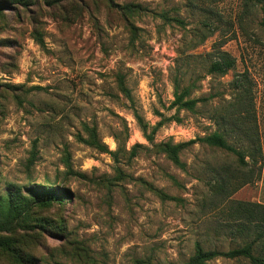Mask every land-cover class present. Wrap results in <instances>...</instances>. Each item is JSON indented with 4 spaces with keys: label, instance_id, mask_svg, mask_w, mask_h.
Instances as JSON below:
<instances>
[{
    "label": "rangeland",
    "instance_id": "374dc122",
    "mask_svg": "<svg viewBox=\"0 0 264 264\" xmlns=\"http://www.w3.org/2000/svg\"><path fill=\"white\" fill-rule=\"evenodd\" d=\"M126 4L139 12L125 14ZM261 19L260 5L247 10L244 0H0V195L22 193L29 207L15 234L24 261L0 254V264H187L197 243L244 245L227 226L228 204H264ZM206 20L215 30L193 47ZM217 43L236 59L221 75L204 57ZM241 73L257 151L214 114L234 102ZM176 78L195 81L191 96L207 101L195 111L171 107ZM216 129L247 165L206 143L181 151L184 167L159 149ZM94 133L105 150L90 143ZM243 172L252 181L234 190ZM52 190L56 200L46 197Z\"/></svg>",
    "mask_w": 264,
    "mask_h": 264
},
{
    "label": "trees",
    "instance_id": "16d2710c",
    "mask_svg": "<svg viewBox=\"0 0 264 264\" xmlns=\"http://www.w3.org/2000/svg\"><path fill=\"white\" fill-rule=\"evenodd\" d=\"M244 5L249 10L254 5H260L262 13L261 24L264 26V0H244ZM125 14L132 16L139 12L140 7L135 4H126L123 6ZM177 22L182 24V19L175 17ZM211 22L204 21V27L196 32V36L190 41L192 46L195 47L198 44L206 40V38L212 34L215 27L211 26ZM38 42L42 43L40 38ZM208 58L207 71L215 74H225L236 65V59L230 55V53L221 48L220 43L215 44L214 50L204 55ZM231 84L233 85L236 95L234 102L231 103L229 109L225 111L215 109V115L217 120L222 123L224 127H228V124H232L234 132L236 130L243 134L250 140L252 148L257 151L259 149L258 138L254 130V126L251 123L253 116V99L251 93V85L248 76L245 73H241L236 76ZM119 86L123 92L129 94V91L123 81L119 80ZM195 81L186 85H182L181 81L176 78L174 81V99L171 102V107L177 109H186L188 111H195L199 102H206L207 97H192V91L195 89ZM143 122L142 118L139 117ZM169 119V118H168ZM162 119L158 122V125H162L165 120ZM144 129H147V124H143ZM231 127V132L233 128ZM234 134V133H232ZM90 143L97 145L102 150L106 149V145L101 144L95 133L91 136ZM196 143H206L208 145L218 147L226 150L230 153H234L238 156L239 163L241 165H247L245 153L231 144L225 134V130L216 129L214 132L205 136L196 137L188 141H182L174 143L172 141L162 142L159 145V149L163 152L168 159L174 164L180 167H184L185 163L181 160V151L188 146ZM253 156V153H250ZM242 172V170H240ZM241 180L235 187L247 184L252 181V175L243 172L240 176ZM228 179L224 180L223 184H220L219 190L226 191L225 183ZM57 191L47 192V198L49 200H56L58 196ZM62 202V201H61ZM229 222L227 223L232 230L231 233L245 239L244 245L230 249L228 251L210 250L205 249L200 243L196 244L194 254L191 256L187 264H207V261L216 256L225 257H245L248 258L252 264H264V204L244 201V200H230L228 204ZM29 207L27 203V197L22 193L15 191H9L3 195H0V254L8 255L16 262H23L22 249L16 246L17 239L15 234L17 229L23 227L25 221L24 217L28 214ZM25 224V223H24ZM259 248L260 253L256 254L254 251Z\"/></svg>",
    "mask_w": 264,
    "mask_h": 264
}]
</instances>
